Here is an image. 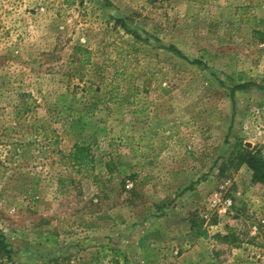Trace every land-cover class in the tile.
<instances>
[{"label": "rangeland", "instance_id": "1", "mask_svg": "<svg viewBox=\"0 0 264 264\" xmlns=\"http://www.w3.org/2000/svg\"><path fill=\"white\" fill-rule=\"evenodd\" d=\"M248 81L264 0H0V264H264Z\"/></svg>", "mask_w": 264, "mask_h": 264}, {"label": "trees", "instance_id": "2", "mask_svg": "<svg viewBox=\"0 0 264 264\" xmlns=\"http://www.w3.org/2000/svg\"><path fill=\"white\" fill-rule=\"evenodd\" d=\"M118 21L122 20L118 19ZM126 26L124 23L122 24ZM127 27V26H126ZM169 49L179 56H182V53L179 49H177L174 46H170ZM193 63L196 64H203L200 60H194ZM251 86H257L259 88H264L263 86H260L259 84H256L254 82L248 81V82H242L239 84H235L231 87V96L234 99L235 93L237 90H243L247 89ZM70 158L75 166L78 167V169L81 171L84 168H91L93 167L94 158L92 154L89 152V147L85 144H77L73 147ZM242 160L245 161L253 170V179L258 182L264 183V162L257 156L253 154H242ZM3 244V242H2ZM8 253H10V250H7Z\"/></svg>", "mask_w": 264, "mask_h": 264}]
</instances>
